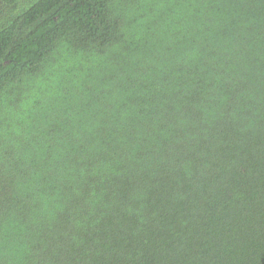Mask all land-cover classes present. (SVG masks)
Segmentation results:
<instances>
[{
    "label": "trees",
    "instance_id": "trees-1",
    "mask_svg": "<svg viewBox=\"0 0 264 264\" xmlns=\"http://www.w3.org/2000/svg\"><path fill=\"white\" fill-rule=\"evenodd\" d=\"M0 264H264V0H0Z\"/></svg>",
    "mask_w": 264,
    "mask_h": 264
}]
</instances>
